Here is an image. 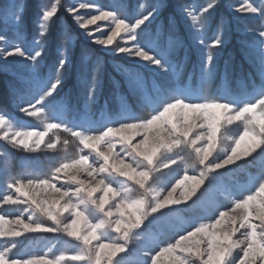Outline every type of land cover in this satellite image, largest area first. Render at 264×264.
Returning <instances> with one entry per match:
<instances>
[{
    "label": "snow or ice",
    "instance_id": "snow-or-ice-1",
    "mask_svg": "<svg viewBox=\"0 0 264 264\" xmlns=\"http://www.w3.org/2000/svg\"><path fill=\"white\" fill-rule=\"evenodd\" d=\"M218 7L219 0H205L198 6L182 5L181 15L190 30L200 32L211 27ZM232 7L235 13L251 14L262 22L255 32L256 46L249 52L258 66V86L240 96L194 95L182 86L154 94L138 70L118 69L124 73L123 85L137 97L145 114L137 115L125 102L100 127L62 118L57 112L73 38L61 34L60 48L65 51L58 55L51 73L42 76L40 65L50 26L66 12L93 44L167 74L175 67L182 41L172 32L149 33L148 25L161 14V3L130 15L123 0H112L109 6L83 0L63 9L60 0H54L39 7L34 48L10 44L0 34V60L26 62L24 74L17 79L27 86L31 99L19 111L44 121L42 130H23L4 112L0 114V139L29 151L41 145L56 150L58 143L67 149L70 140L60 139L64 133L77 147L75 154L44 175L5 174L0 207L26 205L24 212L29 215L26 222L24 213L13 219L0 214V264H121L124 256L120 254L132 255L128 245L133 235L139 239L152 224H163L172 213L193 209L226 171L243 167L255 154L264 156V7L251 0H238ZM24 10L18 0L0 2L4 31L11 27L17 36L21 34ZM81 10L86 13L80 14ZM226 38L225 25L220 22L210 43L198 40L208 49L202 71H217L212 50L223 47ZM100 71L99 65L82 67L88 74L83 85L86 102H95L103 88ZM114 85L122 87L120 82ZM229 132L230 144L217 154L222 136ZM164 176L167 182L158 184ZM61 179L65 182L60 183ZM37 213L51 221V226L36 220ZM63 213H68L66 222L60 219ZM38 231L63 233L80 243L71 256L61 253L48 258L47 253L14 251L26 232ZM144 255L146 264H264V174L223 209L196 217Z\"/></svg>",
    "mask_w": 264,
    "mask_h": 264
},
{
    "label": "rangeland",
    "instance_id": "rangeland-1",
    "mask_svg": "<svg viewBox=\"0 0 264 264\" xmlns=\"http://www.w3.org/2000/svg\"><path fill=\"white\" fill-rule=\"evenodd\" d=\"M0 2H6V0H0ZM53 2L54 0H44L40 5ZM79 2H83V0H60V5L63 9ZM96 2L109 6L112 0H96ZM157 2L163 5V9L160 16L148 25L149 33L172 32L173 35L179 36L182 41L178 55L174 58L175 67L167 74L144 67L143 61L129 60L123 55H115L109 49L93 44L90 38L83 34V30L77 27L71 15L66 12H62L56 23L50 26V34L45 41L46 54L40 65L42 76H48L51 73L57 63L58 55L60 52L65 51L60 48L61 34L65 33L73 38L69 53L71 63L68 65V70L64 75V87L60 92L56 105L57 112L62 115V118L77 119L84 122L87 126L100 127L105 122L107 115L115 110L118 105L125 102L137 115H144V108L140 106L137 97L129 93L126 85H123L124 73L118 69L138 70L143 80L147 83L148 88L154 94H158L161 90L182 86L190 89L194 95L215 96L228 93L233 96H240L243 93L251 92L253 85L258 86L261 83L258 66L250 60L249 52L253 51L256 46L255 32L259 30L262 22L251 14L235 13L232 6L237 4L238 0H228V4H225L224 9L220 12L217 11V8L211 27L200 32H195L188 28L181 15V6H198L205 3V0H174L170 3L167 0H123L130 15L143 11ZM251 2L258 7H264V0H251ZM18 3L25 9V22L21 34L17 36L11 27L4 31L3 24H0V34L5 35L10 44H20L24 47L34 48V38H38L37 12L39 8L31 10V7H27V0H18ZM141 5H143V8L140 7ZM167 6L173 12L169 13V22L165 21L163 16L167 14L165 12ZM85 13L86 10H81L80 14ZM220 22L225 25L227 38L223 47L218 51L212 50L217 71L208 73L202 71V61L206 59L208 49L201 46L198 40L204 39L206 44L210 43L215 34L216 24ZM100 23L103 24L105 22ZM90 27L94 28V26ZM101 35L102 33H96L97 37ZM230 50H234L233 55L229 53ZM237 58L242 61H237ZM96 65H99L101 69L100 79L103 82V88L97 100L90 103L85 100V89L83 86L88 74L82 72V67L87 66V68L91 69ZM25 68L26 62L19 59L16 62L7 64L0 60V73L9 87L11 93L10 101H12L11 106L3 105L0 107V114L4 112L10 114L12 120L23 130H42L44 121L28 117L19 111V106L26 105L27 100L31 99L30 96L26 95L27 86L23 81L17 79V77L24 74ZM74 76L75 84L72 89L75 96L73 97V92H71L72 96H62L65 84ZM114 82H120L122 87L117 89ZM3 97L5 104L6 100ZM230 135L231 133L229 132L222 136L220 149L217 150V154H222L221 149L230 144L228 139ZM51 136L52 133H49V137ZM45 139L47 141L48 137ZM60 139L61 141L64 139L70 140L67 149H64L58 143L56 150H48L44 145H41L40 149L29 151L0 139V191H3V178L6 173H11L15 176L44 175L66 156L77 152L75 142L71 141L67 134L60 133ZM53 140L55 141V137H53ZM261 174H264V156L258 154H255V159L249 158V162L243 167L231 172L226 171L224 176L219 178L216 186L193 209H184L172 213L165 218L163 224H152L146 232L141 233L139 239L133 235L128 245L132 250V255L120 254L124 256L121 264H146L148 257L144 255L145 252L154 249L162 241L168 240L176 232L188 227L196 217L210 216L218 208L223 209L234 197L251 187L254 179ZM81 179L87 181L90 178L81 176ZM167 179V176L162 177L158 184L166 183ZM64 182L61 179L60 183ZM57 186L59 187V184ZM48 193L49 198H51L52 190L49 189ZM97 195L100 194L97 193ZM26 207V205H3L0 207V214H5L9 219H13L17 215L24 213V218L28 222L29 214L24 212ZM68 218V213H63L60 217L65 222ZM35 219L49 226L52 224L51 221H48L39 213H37ZM116 235L115 233H110V236ZM79 243L75 238L68 237L63 233L26 232L20 238V243L14 251L25 255L47 253L48 258L61 253L71 256ZM95 243L93 241V244ZM161 260L163 261L164 258L162 257ZM68 264H76V262L69 261Z\"/></svg>",
    "mask_w": 264,
    "mask_h": 264
},
{
    "label": "trees",
    "instance_id": "trees-1",
    "mask_svg": "<svg viewBox=\"0 0 264 264\" xmlns=\"http://www.w3.org/2000/svg\"><path fill=\"white\" fill-rule=\"evenodd\" d=\"M43 1L44 0H27L26 4H27V7H31V10L33 8H37L38 9L41 6L40 4H42ZM167 1H169V3H170V2H172L174 0H172V1L171 0H167ZM225 4H228V0H219V7H218L217 11H219V12L222 11L224 9ZM169 8L170 7H168V6L165 8V9H167V10H165V12H167V14H166V16L163 15L165 17V21H167V22H169V20H168L169 13H173L172 10L171 11L169 10ZM257 22H259V21H257ZM229 53L231 55H233L234 50H230ZM237 61L241 62L242 60L237 58ZM74 81H75V76L72 77V79H70L68 81V83L65 84V90H63V92H62V94H61L62 96L63 95H65V96L68 95L69 96V95H71V92H73L72 93L73 97L75 96L74 95L75 94L74 90L72 89V87L75 84ZM2 97L6 100L5 104H4V100L2 99ZM10 100H11V93H10L9 87L6 85L5 79L2 77V74L0 73V107L3 106V105L4 106H11L12 101H10Z\"/></svg>",
    "mask_w": 264,
    "mask_h": 264
}]
</instances>
